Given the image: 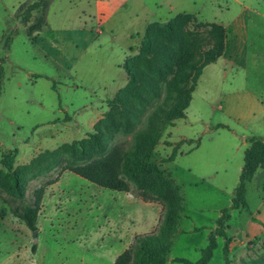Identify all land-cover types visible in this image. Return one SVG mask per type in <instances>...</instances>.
Here are the masks:
<instances>
[{"label":"rangeland","instance_id":"rangeland-1","mask_svg":"<svg viewBox=\"0 0 264 264\" xmlns=\"http://www.w3.org/2000/svg\"><path fill=\"white\" fill-rule=\"evenodd\" d=\"M26 1L0 0V158L5 151H17L16 167L28 165L46 150L59 152L61 159L69 158L65 146L94 132L91 105L97 106L103 94L121 85L126 76L121 67L122 50L129 43L138 45L137 35L132 41L116 39L122 31L113 30V24L98 27L91 21L79 23L74 10L61 3L51 11L52 27L77 30L44 29L29 37L27 28L16 17L17 9ZM134 1L127 2V6L132 3L128 6L132 11ZM143 1L155 10L171 3L179 14L227 26L228 55L237 53L231 58L237 64L221 60L204 69L186 112L188 125L174 130L179 120L169 126L151 157L154 162L168 158L183 141L176 139L178 135L195 139L186 140L187 151L174 162L160 166L171 173L184 202L183 220L178 225L182 233L174 236L167 264H180L172 258L196 262L202 256L201 249L208 245L206 234L216 230L222 209L231 206L244 163V152L238 148L243 149L244 142L255 135L264 137V0ZM120 17L124 16L118 15L115 20ZM124 25L120 27L124 29ZM75 35L80 37L79 42L71 40ZM131 56L135 55L127 57ZM161 85L160 97L143 112L134 130L114 132L108 140L109 149L122 146L128 150L134 146L135 131L145 127L149 115L164 102L166 83ZM111 102L103 119L110 112L118 113ZM213 121L228 126L217 130L220 126H211ZM197 145L198 150H193ZM182 146L184 143L178 146V152ZM192 166V174L186 172ZM213 168L226 192L202 184L191 186L198 176H205L203 169L212 173ZM0 170L5 171L1 164ZM56 176L34 179L28 175L27 199ZM263 182L264 171L260 169L247 186L248 207L231 210L228 222L229 248L247 250L244 255L253 260L252 264L264 257ZM164 206L162 201L145 202L130 193L112 191L64 172L45 193L37 242L33 232L0 198V264H115L137 235L157 228ZM195 227L196 233L189 232ZM240 236L241 241H234ZM218 241L224 246V239ZM242 258L227 256L228 264H248ZM214 264H220V259Z\"/></svg>","mask_w":264,"mask_h":264},{"label":"trees","instance_id":"trees-1","mask_svg":"<svg viewBox=\"0 0 264 264\" xmlns=\"http://www.w3.org/2000/svg\"><path fill=\"white\" fill-rule=\"evenodd\" d=\"M53 2L27 0L19 6L16 17L27 28L29 37L47 26ZM226 41L227 31L223 25L200 22L192 14L180 13L167 22L151 23L144 33L138 54L124 60L123 69L128 82L111 102L118 113H108L86 139L66 145L69 158L61 159L59 152L46 150L28 165L16 167L17 151L2 154L0 164L5 171L0 170V198L10 207L13 216L31 232L38 231L47 188L59 182L60 176L69 171L100 187L130 193L145 202L162 201L165 206L157 228L137 235L131 246L116 258L115 264H167L184 202L171 173L160 165L174 162L178 146L186 141L176 145L172 154L161 162H154L151 157L165 130L186 117L204 69L224 55ZM169 77L172 78L169 80ZM164 82V102L149 115L146 126L135 131L134 146L128 150L122 146L109 149L108 140L114 132L122 128L134 130L143 112L160 97ZM248 143L231 206L222 209L216 221L217 228L208 236V245L202 250L201 258L196 262L176 258L173 262L208 264L219 248L218 239L222 238L228 264L230 211L248 207L247 186L260 169L264 171V140L251 137ZM51 174L57 176L36 188L32 197L27 199L28 175L38 179ZM36 247L33 245V251ZM253 264H264V257Z\"/></svg>","mask_w":264,"mask_h":264},{"label":"crops","instance_id":"crops-1","mask_svg":"<svg viewBox=\"0 0 264 264\" xmlns=\"http://www.w3.org/2000/svg\"><path fill=\"white\" fill-rule=\"evenodd\" d=\"M127 2L128 0H54V2L52 3V5L50 6L49 12H48V16H47V26L44 28L45 30H47L48 32H54V31H69L71 33L75 32L77 29L76 28H68V27H61L62 25H58V27H52V22H54L52 20L51 17V11L53 9V7L57 4L59 5L61 3V6H67L69 8H72L75 12L74 17H78V21L79 23H81V21H91V23H95L98 25V27L105 26V25H112V29L116 30L118 32H121L120 34L117 33L115 35L116 39H119L121 37V39H125L128 38V40L132 41L134 35H137V39H138V45L137 47L132 46L131 43H129V45L127 46V48H124L122 50V62H121V67L123 68V63L124 60L127 58V56L130 55H136L139 51V46L141 44V41L143 39L144 33L147 29V27L151 24V23H155V22H167L170 19H172L173 17H175L176 15H178L179 13H177L175 11L174 6L169 3V4H164V5H160V7H156L155 9H150L148 5H146L144 3L143 0H136L134 1V10L132 11L131 9H129V7H131L130 5L132 3H130L127 6ZM123 7V8H121ZM126 8V9H125ZM128 8V9H127ZM122 9H125L124 11H122ZM123 15L124 17H120L117 20L116 17L118 15ZM101 21L102 24H101ZM118 21L119 26L116 25V22ZM123 22H125L124 25V29H122L120 27V24H122ZM93 23V24H94ZM222 25V24H221ZM225 27V26H224ZM121 29V30H120ZM226 31H228V27H225ZM83 29L80 28V33ZM89 30V29H88ZM100 32V31H99ZM114 37V38H115ZM229 36H228V32H227V41H226V49L224 52V55L214 64L211 65H216L219 61L224 60L226 62L231 61L233 64H235V61H232L231 58H234L237 56V53L234 52L231 55H228V45H229V40H228ZM74 42H79L80 41V37L75 35L72 37L71 39ZM229 57V58H228ZM237 64V63H236ZM210 66V65H209ZM235 66V65H234ZM207 68V67H206ZM225 73V71H223ZM220 75V76H224ZM203 75V74H202ZM202 77V76H201ZM224 79V77H223ZM200 81V80H199ZM128 79H127V75L125 76L123 82L121 83V85H118L116 88L107 91L106 94H103V97L100 98L97 101V106L95 105H91V108L93 110V114L90 116V125L95 126L101 119H103V115L106 113L107 111V106L109 104L110 101H112L115 97V95L127 85ZM84 108H89L88 105H84ZM188 113H186V118L182 119V121L180 123H178L177 125H175V129L174 130H179L180 129V125L184 124V125H188L187 120H188ZM220 126L217 130L221 129V128H226L228 125L222 123V122H217V121H213L211 123V126ZM192 127V124H191ZM173 130V131H174ZM208 131L210 130L209 128L207 129ZM253 137H259L261 139L264 140V137L259 135H255ZM178 141L183 140L186 141L188 140V142H192V140H195L192 137H189L187 135H178V137L176 138ZM245 146L242 149L241 147L238 148V150L240 152H244L246 151V149L249 147L248 140L247 143L244 142ZM189 147L188 143H184V146H182V149L178 152V155H183L187 150V148ZM200 146L197 145L196 147L193 148L197 149ZM174 150V149H173ZM244 165V163H243ZM222 167V166H220ZM243 166H241V171H242ZM193 171V166L192 167H187L186 168V172L192 174ZM203 174L205 173V176H198V181H194L193 183H191V186H198L199 184L202 185H207L210 188H214L217 189V191H219L220 193H224L225 191V187L222 186V180H218L217 179V170L215 168H213V172L209 173L206 172L205 169H203ZM207 174V175H206ZM135 198V197H134ZM183 220V216L181 217L180 221ZM179 221V222H180ZM195 229L198 228H194L193 230H190L189 232L192 233H196L194 232ZM201 229V228H199ZM180 230V229H179ZM182 233V231H179L176 235H180ZM199 233H203V232H199ZM209 234H206L207 239ZM234 241H241L242 237H237V238H233ZM174 242V240H173ZM223 245H219V248L217 249V251L215 252L213 258L211 259V261L208 264H214L217 260L220 259V264H225V257H224V253H223ZM203 249H201L202 252ZM244 248H238V249H232L229 248V254L228 257H230L231 259H236L239 255H242V260L245 261H249L248 264H252V259H249L246 255H244L245 253ZM258 251V249L256 250ZM230 255V256H229ZM173 260L176 258H172ZM237 264V263H235ZM239 264V263H238Z\"/></svg>","mask_w":264,"mask_h":264},{"label":"water","instance_id":"water-1","mask_svg":"<svg viewBox=\"0 0 264 264\" xmlns=\"http://www.w3.org/2000/svg\"><path fill=\"white\" fill-rule=\"evenodd\" d=\"M37 234H38V232L36 231V232H33V236H34V238H35V242H37Z\"/></svg>","mask_w":264,"mask_h":264}]
</instances>
